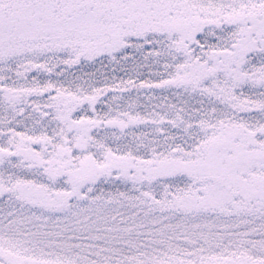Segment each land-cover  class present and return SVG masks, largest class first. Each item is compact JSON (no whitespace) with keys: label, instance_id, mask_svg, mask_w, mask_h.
Wrapping results in <instances>:
<instances>
[{"label":"snow or ice","instance_id":"1","mask_svg":"<svg viewBox=\"0 0 264 264\" xmlns=\"http://www.w3.org/2000/svg\"><path fill=\"white\" fill-rule=\"evenodd\" d=\"M0 264H264V0H0Z\"/></svg>","mask_w":264,"mask_h":264}]
</instances>
